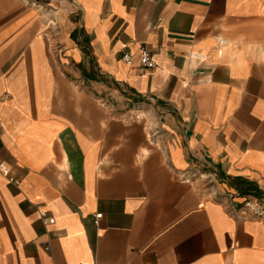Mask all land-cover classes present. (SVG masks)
I'll return each instance as SVG.
<instances>
[{
  "label": "crops",
  "instance_id": "0c3cea01",
  "mask_svg": "<svg viewBox=\"0 0 264 264\" xmlns=\"http://www.w3.org/2000/svg\"><path fill=\"white\" fill-rule=\"evenodd\" d=\"M255 198L264 0H0V264H264Z\"/></svg>",
  "mask_w": 264,
  "mask_h": 264
},
{
  "label": "built area",
  "instance_id": "2783aa9c",
  "mask_svg": "<svg viewBox=\"0 0 264 264\" xmlns=\"http://www.w3.org/2000/svg\"><path fill=\"white\" fill-rule=\"evenodd\" d=\"M193 59L203 62L206 60V56L202 53H192L190 55ZM125 62L130 63L132 61V53L128 52L125 53L123 55L122 58ZM140 63L141 66L143 68L146 69H153L156 67V61L154 60V58L152 57L151 53L147 50L146 47H141V51H140ZM143 115L141 116V114L139 115H135L136 119H143ZM208 162L205 160L204 163L202 164V168L203 170H207L208 167ZM206 172V171H205ZM215 172L214 175L215 176ZM243 210L245 212L251 213L253 217L255 218H261L264 216V202H262L260 199H247L244 201L243 203ZM41 215L43 217H47V213L46 212H42ZM102 217L101 214H97L96 215V220L98 221V219H100ZM96 221V222H97ZM48 222L49 223H54V219L53 218H48ZM46 250H48V247L46 248Z\"/></svg>",
  "mask_w": 264,
  "mask_h": 264
}]
</instances>
